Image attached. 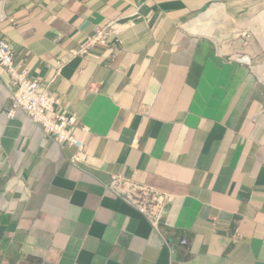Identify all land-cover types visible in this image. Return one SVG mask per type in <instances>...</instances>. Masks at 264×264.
Returning a JSON list of instances; mask_svg holds the SVG:
<instances>
[{"label":"crops","instance_id":"1","mask_svg":"<svg viewBox=\"0 0 264 264\" xmlns=\"http://www.w3.org/2000/svg\"><path fill=\"white\" fill-rule=\"evenodd\" d=\"M262 11L264 0H1L19 65L55 79L89 133L81 154L24 110L9 116L17 86L0 67V264H264V77L220 47ZM120 19L133 25L115 53L76 54ZM117 175L169 195L159 232L113 194Z\"/></svg>","mask_w":264,"mask_h":264},{"label":"built area","instance_id":"2","mask_svg":"<svg viewBox=\"0 0 264 264\" xmlns=\"http://www.w3.org/2000/svg\"><path fill=\"white\" fill-rule=\"evenodd\" d=\"M130 25H133V22L125 23L124 19H120L104 28H98L88 36L86 43L80 46L76 54H88L99 45L107 46L115 52L113 39ZM17 57L16 47L0 35V67L8 71L13 85L17 86L10 115L14 116L16 110L24 109L46 134L53 136L61 145L76 147L82 154L86 142L81 134H87L88 130L79 127L75 117L63 108L53 89L55 79L44 84L40 78L30 77L27 70L17 63ZM74 159L81 160V156H76ZM110 189L117 198L138 209L155 231H160L167 206L171 201L169 195L123 175L114 177Z\"/></svg>","mask_w":264,"mask_h":264},{"label":"rangeland","instance_id":"3","mask_svg":"<svg viewBox=\"0 0 264 264\" xmlns=\"http://www.w3.org/2000/svg\"><path fill=\"white\" fill-rule=\"evenodd\" d=\"M263 14L264 11L246 21L235 20V23H231L220 47L231 46L235 56L239 55L243 58L249 56L253 60L252 67L260 70V75L264 77V45L257 33L259 28L264 35V23H261Z\"/></svg>","mask_w":264,"mask_h":264},{"label":"clouds","instance_id":"4","mask_svg":"<svg viewBox=\"0 0 264 264\" xmlns=\"http://www.w3.org/2000/svg\"><path fill=\"white\" fill-rule=\"evenodd\" d=\"M0 1H1V0H0ZM114 23H115V22H114ZM110 24H112V23H110ZM110 24H109V25H110ZM107 26H108V25H107ZM105 27H106V26H105ZM99 28H104V27H99ZM97 29H98V28H97ZM97 29H96V30H97ZM96 30H95V31H96ZM95 31H94V32H95ZM121 32H122V31H121ZM121 32H120V33H121ZM120 33H119L117 36H119ZM89 36H90V35H89ZM117 36H115V38H116ZM115 38H114V39H115ZM114 39H113V40H114ZM7 40H8V39H7ZM8 41H9V40H8ZM9 42H10V41H9ZM120 42H121L120 40H117L116 42H113L114 45H115L116 50H117V45H119ZM12 44H13V43H12ZM13 45H14V44H13ZM82 45H83V44H82ZM14 46H15V45H14ZM99 46L107 47V46H104V45H99ZM119 46H120V45H119ZM15 47H16V46H15ZM97 47H98V46H97ZM95 48H96V47H95ZM95 48H94V49H95ZM107 48H109V47H107ZM16 49H17V48H16ZM94 49H92L91 52H92ZM78 50H79V49H78ZM109 50H110V48H109ZM17 52H18V51H17ZM91 52H90V53H91ZM110 52L113 54V53H115L116 51H115V52H112V51L110 50ZM90 53H88V54H90ZM18 55H19V54H18ZM84 55H85V54H84ZM249 58H250V57H249ZM241 59H243L242 56H239V55L236 56V61H241ZM17 63H18V57H17ZM18 64H19V63H18ZM250 64H252V59H251V63H250ZM2 68H3V67H2ZM4 69H5V68H4ZM61 70H62V69H61V66H60L59 74H60ZM40 79H41V78H40ZM11 80H12V79H11ZM41 80H42V79H41ZM52 80H53V79H52ZM52 80H51V81H52ZM51 81H50V82H51ZM50 82H48V83H50ZM42 83H44V82L42 81ZM48 83H44V84H48ZM53 87H54V83H53ZM53 89H54V88H53ZM54 91H55V90H54ZM55 93H56V91H55ZM56 94H57V93H56ZM57 96H58V95H57ZM58 97H59V96H58ZM59 99H60V97H59ZM60 101H61V99H60ZM61 104H62V102H61ZM12 109H13V106H12ZM12 109H11V110H12ZM11 110H10V112H11ZM22 110H24V109H22ZM16 111H17V110H16ZM24 111H25V110H24ZM25 112H26V111H25ZM68 112H69V111H68ZM26 113H27V112H26ZM15 114H16V113H15ZM15 114H14V115H15ZM27 114H28V113H27ZM69 114L71 115L70 112H69ZM9 116H11L10 113H9ZM72 116H73V115H72ZM11 117H13V116H11ZM29 117H30V116H29ZM73 117H75V116H73ZM75 119H76V117H75ZM31 120H32V119H31ZM76 121H77V119H76ZM33 123H34V122H33ZM77 124H78V123H77ZM35 125H37V124H35ZM38 126H39V125H38ZM40 127H41V126H40ZM80 127H81V126H80ZM82 128H84V127L82 126ZM85 128H86V127H85ZM86 129H87V128H86ZM87 130H88V129H87ZM43 131H44V130H43ZM44 132H45V131H44ZM88 133H89V132H87V134H88ZM47 135H48V134H47ZM81 136H82V134H81ZM54 139H55V138H54ZM59 144H60V143H59ZM60 145H61V144H60ZM62 146H64V145H62ZM68 147H71V146H68ZM79 153H80V152H79ZM83 153H84V152H83ZM83 153H82V154H83ZM80 156H81V155H80ZM113 179H114V178H113ZM170 199H171V198H170ZM121 200H122V199H121ZM124 202H125V201H124ZM170 202H171V201H170ZM169 204H170V203H169ZM169 204H168V205H169ZM167 208H168V206H167ZM166 211H167V210H166ZM165 216H166V215H165ZM146 219H147V218H146ZM147 220H148V219H147ZM150 224H151V223H150ZM152 227H153V226H152Z\"/></svg>","mask_w":264,"mask_h":264},{"label":"bare ground","instance_id":"5","mask_svg":"<svg viewBox=\"0 0 264 264\" xmlns=\"http://www.w3.org/2000/svg\"><path fill=\"white\" fill-rule=\"evenodd\" d=\"M219 8V7H218ZM216 9V8H215ZM223 9V8H222ZM213 11V10H212ZM223 12H225V10H223L222 12H218V13H221V19L223 20L222 22H221V24L224 26H226V24H227V22H228V20L230 19L227 15H225ZM209 13H211V12H209ZM213 13V12H212ZM222 13L224 14V15H222ZM211 15V14H210ZM216 15L217 16H220V15H218L217 14V11H216ZM263 17H264V14L262 15ZM216 18H218V17H216ZM229 18V19H228ZM220 19V18H219ZM258 22V21H257ZM261 23H264V18L261 20ZM196 28V27H195ZM258 30H257V33H258V36L260 37L259 39L261 40V42L263 43V45H264V35L262 34V31H260V29L259 28H257Z\"/></svg>","mask_w":264,"mask_h":264},{"label":"water","instance_id":"6","mask_svg":"<svg viewBox=\"0 0 264 264\" xmlns=\"http://www.w3.org/2000/svg\"><path fill=\"white\" fill-rule=\"evenodd\" d=\"M241 62L246 63V64H250L251 63V58L245 57V58L241 59Z\"/></svg>","mask_w":264,"mask_h":264}]
</instances>
